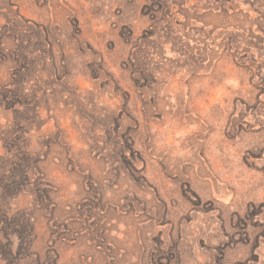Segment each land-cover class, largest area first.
<instances>
[{"label": "rangeland", "instance_id": "rangeland-1", "mask_svg": "<svg viewBox=\"0 0 264 264\" xmlns=\"http://www.w3.org/2000/svg\"><path fill=\"white\" fill-rule=\"evenodd\" d=\"M0 264H264V0H0Z\"/></svg>", "mask_w": 264, "mask_h": 264}]
</instances>
